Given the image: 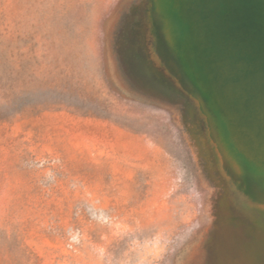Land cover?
<instances>
[{"label": "rangeland", "instance_id": "obj_1", "mask_svg": "<svg viewBox=\"0 0 264 264\" xmlns=\"http://www.w3.org/2000/svg\"><path fill=\"white\" fill-rule=\"evenodd\" d=\"M229 1L224 25L209 16L221 37L262 38L263 0L255 21ZM166 8L170 31L158 0H0V264H264V173L188 76ZM242 37L213 69L240 109L264 90V37Z\"/></svg>", "mask_w": 264, "mask_h": 264}, {"label": "water", "instance_id": "obj_2", "mask_svg": "<svg viewBox=\"0 0 264 264\" xmlns=\"http://www.w3.org/2000/svg\"><path fill=\"white\" fill-rule=\"evenodd\" d=\"M211 1L212 0H158V6H161V9L156 12V15L163 18L165 27L168 31H170L172 24H170L167 20L169 18L165 14L167 12L166 7L170 8V12L172 13L171 18L173 19L172 22L175 23L177 21V29L178 31H181V35L177 38H173L171 36L170 38L174 39L176 42L182 41V44L184 45L183 51L181 52L182 54L179 53V51L176 54H180L183 60L184 68L186 69V66L189 67V73L186 70L188 76L194 78L198 88H201L204 92L212 96V102H215L216 99L218 102V98L221 97V102L228 105L230 102L225 100V93L222 88V86L227 84L228 78L222 77V79L219 80L218 75L213 71V68L217 63L221 62L219 58L225 49L227 50L224 55V61L229 62L232 60L231 57L236 55V50L238 49L241 41L237 40L236 37H228L230 40V43H228V40H224L220 36L221 32L225 29L221 30V26H218L215 23H213L210 27L212 20H208V16L211 15L217 18L221 17L219 18L221 21L223 19L226 21V18H229L230 13H232V10H230L229 7H227V9H220L217 7V5L224 4L225 1L226 5H228L227 0H215L214 5ZM193 2H195V11L197 14L199 13L201 23H198V19H195L193 16L194 10L190 7V4ZM210 2L211 5L207 6ZM218 13L223 14L219 16ZM222 22L225 23L224 21ZM202 30H204V32H202ZM233 31H235L234 28ZM212 34H214L215 37H213ZM212 51L215 52L214 56ZM233 80L238 81L237 78H234ZM214 85L219 87L215 90L213 89ZM253 96L254 95H249L250 98H253ZM214 102L212 104L215 107ZM216 109L217 112H219V117H225V124L230 127V135L233 126L230 122V118L222 111V106L220 108L217 107ZM228 110H230V107H228ZM253 111H256V109L254 108ZM258 157H260V155Z\"/></svg>", "mask_w": 264, "mask_h": 264}, {"label": "bare ground", "instance_id": "obj_3", "mask_svg": "<svg viewBox=\"0 0 264 264\" xmlns=\"http://www.w3.org/2000/svg\"><path fill=\"white\" fill-rule=\"evenodd\" d=\"M230 1H231V0H230ZM230 1H229V2H230ZM234 1H235V0H234ZM234 1H233V2H234ZM239 1H240V3H241V7H240V8H237V5H238ZM242 1H243V0H242ZM242 1H241V0H238V2H237V1L234 2V3L236 4V5L234 4L235 6H234V5L231 6L230 4H229V6H231V7L234 6L235 8H237L238 10L236 9V12H235V13L238 15V17H239L241 20H244L243 17H244V18L246 17L245 14H244V11H243L244 8H245V4H248V5H246V6H249V8H251V6H250V4L247 2V0H245L247 3H244V1H243V2H242ZM254 1H255V0H254ZM251 2H252V1H251ZM263 2H264V1H262L261 3H263ZM225 3H226V1H225ZM230 3H231V2H230ZM258 3L260 4L259 1H258ZM258 3H256V4H258ZM259 4L257 5V7L254 5L255 8H256L255 10H257ZM263 4H264V3H263ZM191 5H192V4H191ZM194 5H195V4H194ZM208 6H210V5H208ZM219 6H220V5H219ZM219 6H217V7H218V8H221V7H219ZM221 6L223 7L224 4H223V5L221 4ZM225 6H228V5H225ZM239 6H240V5H239ZM254 6H252L253 9H254ZM261 6H262V4H261ZM194 8H195V6H194ZM195 9H196V8H195ZM222 9H223V8H222ZM225 9H227V8H225ZM251 9H252V8H251ZM253 9L250 10V11H251V12L254 11ZM262 9H264V8H262ZM245 10L248 11V10H249L248 7L245 8ZM258 10L260 11L259 8H258ZM259 11H256V12L259 13ZM261 11L264 12V10H261ZM261 11H260V12H261ZM262 12H261V13H262ZM232 13L234 14V10L232 11ZM236 14H235V15H236ZM250 14H251V13H249V15H250ZM256 14H257V13H256ZM259 14H260V13H259ZM218 15H219V14H218ZM221 15H222V14H221ZM221 15H220V16H221ZM237 15H236V16H237ZM251 15L254 16V13H252ZM253 16H252V17H253ZM255 16H257V15H255ZM259 16H261V15H259ZM211 17H212V16H211ZM213 17H214V16H213ZM213 17H212V18H213ZM231 17H232V16H231ZM250 17H251V16H249V17L247 16V17H246V20H247V18H250ZM252 17H251V18H252ZM196 18L198 19V21L201 20V18L199 17V14H196V15H195V19H196ZM232 18L236 19L237 17H236V18H235V17H232ZM232 18H231V19H232ZM254 18H256V17H253V19H254ZM257 18H258V16H257ZM199 19H200V20H199ZM208 19H209V16H208ZM226 19H227V18H226ZM253 19H250V20H253ZM261 19L264 20V14H263V17H262ZM209 20H210V19H209ZM211 20H213V19H211ZM216 20H217V19H216ZM218 20H220V19H218ZM227 20H228V19H227ZM227 20H226V21H227ZM229 20H230V17H229ZM246 20H244V21H246ZM214 21H215V20H214ZM220 21H221V20H220ZM226 21H225V22H226ZM244 21H243V23H244ZM254 21H255V19H254ZM200 22H201V21H200ZM200 22H199V23H200ZM212 22H213V21H212ZM217 22H218V21H217ZM217 22H216V23H217ZM221 22H222V21H221ZM229 22H230V21H229ZM241 22H242V21H241ZM248 22H249V24H248L247 26L249 27V26L251 25V23H250V21H247V23H248ZM251 22H252V21H251ZM259 22H260V24L262 23L260 20H259ZM213 23H214V22H213ZM255 23H257V22H255ZM217 24H218V23H217ZM217 24H216V25H217ZM222 24L224 25V23H222ZM222 24H219V25H221V27H222V26H223ZM227 24H228V23H227ZM227 24H226V25H227ZM237 24H238V23H236V25H237ZM244 24H245V23H244ZM244 24H243V25H244ZM253 24H254V23H252V25H251L250 28H252V26L255 27V26H257V25H258V26H257L258 28L261 26V25L258 24V23H257V25H255V24L253 25ZM211 25H212V24H211ZM231 25H232V24H231ZM239 25H240V24H239ZM241 26H242V25H241ZM241 26H239V27H241ZM244 26H245V25H244ZM226 27H227V26H226ZM235 27H236V26H235ZM237 27H238V25H237ZM239 27H238V28H239ZM254 27H253V28H254ZM261 27H262V26H261ZM263 27H264V24H263ZM171 28H172V27H171ZM175 28H176V27H175ZM230 28H232V27H230ZM230 28H229V30L232 31V29H230ZM238 28H236L237 31H238ZM241 28H242V27H241ZM241 28H240V29H241ZM234 29H235V28H234ZM243 29H244V27H243ZM247 29H248V28H247ZM256 29H257V28L255 27V30H256ZM261 29H262V28H261ZM261 29L259 28V30H261ZM171 30H172V29H171ZM221 30H222V29H221ZM223 30H224V29H223ZM229 30L227 31V29H226V31H224L223 33H225V32H226V33H227V32H231V31H229ZM244 30H245V29H244ZM244 30H242V31L244 32ZM199 31L201 32V30H199ZM256 31H257V33H258L259 35L261 34V33H260L261 31H259V32H258V30H256ZM256 31H255V32H256ZM263 31H264V29H263ZM179 32H180V31H179ZM247 32H248V31H247ZM247 32H246V37L244 36V38H246V39H248V38H247V35H249V34H247ZM252 32H253V31H252ZM252 32H251V33H252ZM255 32H253L252 37L254 36V33H255ZM231 33H232V32H231ZM233 33H234V32H233ZM235 33H236V32H235ZM238 33H239V32H238ZM238 33H236V34H237V37H239V36H238ZM178 34H180V33L177 32V34H175V35L178 37ZM210 34H211V33H210ZM236 34H235V35H236ZM239 34H241V33H239ZM243 34H245V33H243ZM255 34H256V33H255ZM263 34H264V32L262 33V35H263ZM170 35H171V33H170ZM212 35H213V34H212ZM221 35H222V34H221ZM221 35H220V36H221ZM227 35H228V34H227ZM229 35H231V34H229ZM229 35H228V36H229ZM235 35H234V36H235ZM250 35H251V34H250ZM259 35H258V36H259ZM171 36H173V34H172ZM225 36H226V34L224 35V37H225ZM231 36L233 37V34H232ZM258 36H257V38L253 37V39H257L256 42L259 41L260 39H262V38L264 37V36H262V38L259 37L260 39H258ZM237 37H236V38H237ZM241 37H242V35H240V38H241ZM222 38H223V37H222ZM225 38H226V37H225ZM240 38H239V39L237 38V40H240ZM244 38L242 37L243 41L246 40V39H244ZM250 38H251V37H250ZM250 38H249L248 40H250ZM242 39H241V40H242ZM251 39H252V38H251ZM253 39H252V40H253ZM226 40H227V39H226ZM252 40H251V41H252ZM198 41H199V39H198ZM228 41H229V40H228ZM243 41H242V42H243ZM251 41H250V42H251ZM261 41H264V39H262ZM245 42H246V43H247V42L249 43V41L246 40V41L243 42V46H241L242 43L240 44V46H241V47H244V44L246 45ZM252 43H253V42H252ZM258 43L261 44V45H262V43H263V45H264V42H261V43L258 42ZM253 44H255V40H254V43H253ZM256 44H257V43H256ZM256 44H255L254 47L257 46ZM261 45H260V46H261ZM240 46H239V48H238V51H240V49H241ZM247 46H248V45H247ZM247 46H246V47H247ZM250 46H251V43H250ZM252 46H253V45H252ZM225 47H226V46H225ZM262 47L264 48V46H262ZM247 48H249V46H248ZM250 48H251V47H250ZM259 48L261 49V47H259ZM242 49H243V48H242ZM242 49H241V50H242ZM246 50H247V49H244V50H242V51L239 52V53H242V52L244 51L245 54H247ZM238 51L236 50V52H238ZM253 51H254V50H253V48H252V53H253ZM255 51H256V50H255ZM261 51L264 52V50H262V49H261ZM262 52H261V55L263 54ZM213 53H215V52H213ZM224 53L226 54V51H225ZM224 53H223V54H224ZM239 53H238V54H239ZM255 53H256V52H255ZM223 54H222V57L224 56ZM243 54H244V53H243ZM243 54H242V55H243ZM245 54H244V56H246V57H243V59H244V58H245V59H247V58L250 59L249 50H248V55H249V57H247V55H245ZM214 55H215V54H214ZM254 55L256 56V54H254ZM240 56H241V55H240ZM259 56H260V54H259ZM252 57H253V55L251 56V58H252ZM231 58H232L233 61H234V59L237 60V57H231ZM238 58H239V56H238ZM254 58H255V57H254ZM256 58L258 59V57H256ZM261 58H262V57H261ZM245 59H244V60H245ZM262 59L264 60V58H262ZM222 60H223V59H221V61H222ZM238 60H240V59H238ZM244 60H243V61H244ZM248 61H249V60H246V62H248ZM222 62H224V60H223ZM226 62H227V61H226ZM229 62H230V61H229ZM239 62H240V61H239ZM246 62H245V63L243 62V63H244L243 65H245V67L247 66V65H246ZM235 63H236V62H235ZM221 64H222V63H221ZM223 64L226 65V63H223ZM223 64H222V65H223ZM230 64L233 65V63H230ZM237 64H238V63H237ZM237 64H236V65H237ZM240 64H241V62H240ZM259 64H260V63H259ZM227 65H228V63H227ZM236 65H235V66H236ZM260 65H261V64H260ZM260 65H259V66H260ZM229 66H230V65H229ZM229 66H228V67H229ZM235 66H234V68H236L237 66L239 67V69L241 68V67H240L241 65H240V66L237 65L236 67H235ZM249 66H251V65H249ZM254 66H256V65H254ZM221 67L223 68V66H220V68H221ZM226 67H227V66H226ZM251 67H252V66H251ZM260 67H261V66H260ZM252 68H254V67H252ZM252 68H251V69H252ZM213 69L215 70V68H213ZM216 69H217V68H216ZM224 69H225V68H224ZM231 69H232L233 72L236 71V70L234 71L233 68H231ZM241 69H242V68H241ZM254 69H255V68H254ZM219 70H221V72H220ZM227 70H228V69H227ZM243 70H244V69H243ZM247 70H248V68L246 69V72H247ZM257 70H259V67L257 68ZM262 70H263V69H262ZM262 70H261L260 72H262ZM218 71H219L222 75H224V76H227V77H228V75H229V74H228V73H229L228 71H227L226 75H225L224 72H223V73H224V74H223V73H222V69H219V67H218ZM218 71H217V72H218ZM240 71H241V70H240ZM255 71H256V70H255ZM219 72H218V73H219ZM238 72H239V70H238ZM246 72L244 73V74H245V77H246ZM248 72H249V71H248ZM248 72H247V73H248ZM218 73H217V74H218ZM231 73H232V72H231ZM221 74H220V75H221ZM235 74H237V73H235ZM250 74H251V72H250ZM253 74H254V75H255V74H256V75L258 74V75H259V73H253ZM253 74H252V75H253ZM261 74H262V73H261ZM230 75H232V74H230ZM230 75H229V76H230ZM242 75H243V74H242ZM248 75H249V73H248ZM224 76H223V77H224ZM238 76H239V75H238ZM243 76H244V75H243ZM243 76H242V77H243ZM249 76H250V75H249ZM260 76H261V75H260ZM236 77H237V76H236ZM247 77H248V76H247ZM230 78H232V76H230ZM234 78H235V76H234ZM257 78H258V77H257ZM220 79H221V77H220ZM238 79L241 80L240 77H239ZM244 79H245V78H244ZM247 79H248V78H247ZM252 79H253V78H252ZM231 80H232V79H230V83L233 84V81H234V80H233V81H231ZM249 80H251V79H249ZM186 81H187V80H186ZM186 81H184L185 84H186V87H187L188 90H190V89L188 88V84H187L188 82H186ZM242 81H243V80H242ZM256 81H260V80L257 79ZM261 81H262L261 83H263V80H261ZM237 82H238V85H237ZM237 82H234V83L236 84L235 86H239V85H240V87L242 88V86H243L244 84L241 83V81H240V82L237 81ZM252 82L254 83V81H252ZM227 83H228L227 85H230V84H229V81H228ZM232 84H231V86H233ZM242 84H243V85H242ZM263 84H264V83H263ZM227 85H225V86H227ZM245 85H247V84H245ZM245 85H244V86H245ZM250 85H251V84H250ZM214 86H215V85H214ZM231 86H228V88L231 87ZM251 86H252V87H249V88H247L248 86L245 87V89L247 88V90H246L247 93H246V94H248V96H247V95H246V96L244 95L243 97L247 98V97H249V95H254L253 98H249V100H253V101H247V99H246V101H245V100H244V101H243V100L241 101L240 99H238V100H239V103H240V102H243V103H242V108H241V109L238 108V107H237V106H238L237 104H236V105H234V104H229V105H231V106H230V110L228 111V112L230 113V115H232V117L230 116L231 118H233V115L236 116V118H238L239 115L242 113V114H244V115L247 116V118H246L247 121H248V117L250 118L249 121H250V120H251V121H250V123H248L249 121H248V122L245 121L246 123L244 124L243 119H244L245 116L242 117L243 119L240 117V118L242 119L241 121H242L243 124H240V125L238 124L239 126L237 127V129H236V128H235V130L233 129V130H232L233 132L231 131V134H230V135H231V139H232L233 143H234L235 145H237V148H239V150L242 152V159H243L244 162L248 165V167H249L250 169L254 170V171H258V172L264 173V101L262 100V101H263V104H261V103H259V100H257V98L260 99L259 97L264 96V90L259 89V88H256L257 85H254V86H253V84H252ZM215 87L217 88L218 86H215ZM222 87H224V86H222ZM216 88H215V89H216ZM261 88H262V87H261ZM213 89H214V88H213ZM223 89L225 90V88H223ZM233 89H234V86H233ZM233 89L229 88L228 90L230 91V90H233ZM235 89H237V88H235ZM238 89H239V88H238ZM245 89H244V90H245ZM240 90H241V89H239V91H240ZM244 90H243V93L245 94ZM226 91H227V88H226ZM229 91H228V92H229ZM234 91H235L234 93L236 94V93H237V92H236L237 90H234ZM239 91H238V92H239ZM231 92H233V91H231ZM226 94H227V93H226ZM226 94H225V96L228 97V95H230V92H229L227 95H226ZM235 94H234V95H235ZM234 95L231 94V96H234ZM239 95H240V92H239ZM242 95H243V94H242ZM242 95H241L240 97H242ZM231 96L228 97L229 100H231ZM236 96H237V95H236ZM236 96H234V99H237ZM238 97H239V96H238ZM209 99H210V98H209ZM225 99H226V98H225ZM234 99H233V100H234ZM261 99H262V98H261ZM261 99H260V100H261ZM220 100H221V98H220ZM227 101H228V100H227ZM236 101H237V100H236ZM257 101H258V102H257ZM209 102H210V101H209ZM216 102H217V101H216ZM237 102H238V101H237ZM260 102H261V101H260ZM221 103H222V102H220V103L218 102L219 106H221ZM239 103H238V104H239ZM258 103H259V104H258ZM216 104H217V103H216ZM218 104H217V105H218ZM222 104H223V103H222ZM224 105H225V104H223L222 106H224ZM229 105H227V106L229 107ZM239 105H241V104H239ZM212 106H213V105H212ZM213 107H214V106H213ZM213 107H212V109H213ZM215 107H216V105H215ZM224 107H225V106H224ZM226 108H227V107L224 108L225 111L227 110ZM231 108H232V109H231ZM254 108L256 109V111H253ZM210 109H211V108H210ZM215 109H216V108H215ZM222 109H223V108H222ZM216 110H217V109H216ZM223 112H224V111H223ZM226 112H227V111H226ZM215 113H216V112H215ZM229 113L227 114V116H229ZM218 116H219V115H218ZM240 116H241V115H240ZM236 118L234 117L235 121H236ZM221 119H222V118H221ZM234 119H232V120L234 121ZM230 120H231V119H230ZM232 120H231V123H234V122H232ZM238 120H239V118H238ZM238 120H237V121H238ZM244 120H245V119H244ZM217 121H218V120H217ZM239 122H240V121H239ZM236 124H237V123H236ZM247 124H249V125H247ZM221 125H222V123H221ZM233 125H234V124H233ZM233 127H234V126H232V128H233ZM224 132H225V131H224ZM222 133H223V130H222ZM220 134H221V133H220ZM225 134H226V133H225ZM226 135H227V134H226ZM218 137H219V136H218ZM229 137H230V136H229ZM223 139H224V138H223ZM228 140H229V139H228ZM221 141H222V140H221ZM219 142H220V137H219ZM225 144H226V146H227V142H226ZM234 144H233V145H234ZM220 145H222V144H220ZM235 145H234V146H235ZM222 147H223V146H222ZM222 147H221V149H223ZM235 147H236V146H235ZM230 148H231V147H230ZM233 148H234V147H233ZM227 149H228V148H227ZM231 149H232V148H231ZM223 150H224V149H223ZM223 150H222V151H223ZM229 150H230V149H229ZM224 151H226V150H224ZM224 151H223V152H224ZM224 153H225V152H224ZM233 153H236V155H235V154L233 155L232 153H230V154H228V155L225 154V156H227V157H230V156H231V157H234V158H238V154H239V153H237V151H236V152H233ZM259 155H260V157H258ZM229 160H230V159H229ZM233 162H234V161H233ZM234 163H235V162H234ZM234 163H233V164H234ZM234 165H235V164H234Z\"/></svg>", "mask_w": 264, "mask_h": 264}]
</instances>
